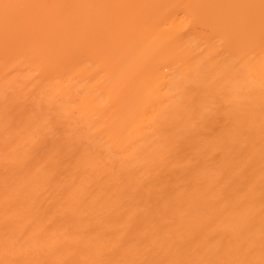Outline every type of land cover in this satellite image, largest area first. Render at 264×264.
<instances>
[{"label":"bare ground","instance_id":"1","mask_svg":"<svg viewBox=\"0 0 264 264\" xmlns=\"http://www.w3.org/2000/svg\"><path fill=\"white\" fill-rule=\"evenodd\" d=\"M3 4L29 7L7 25L0 7V264L264 261L261 0ZM242 84L250 102L197 169L139 213L133 189L212 93Z\"/></svg>","mask_w":264,"mask_h":264},{"label":"rangeland","instance_id":"2","mask_svg":"<svg viewBox=\"0 0 264 264\" xmlns=\"http://www.w3.org/2000/svg\"><path fill=\"white\" fill-rule=\"evenodd\" d=\"M252 86L249 84L238 85L232 89L231 93L219 89L208 97L205 105L199 110L198 117L192 122L185 135L175 140L162 163L156 166L153 173L144 179L143 186L133 189L129 199L139 213L147 212L155 201L197 169L201 162L198 149L202 144L217 142L221 138L231 123L236 106L244 107L245 103L250 102L249 99L256 89ZM48 128L47 142L61 146L65 138L62 121L55 118ZM226 152L227 147L222 146L216 150L213 157L216 160ZM112 159L113 169L121 167L124 163L115 155L112 156Z\"/></svg>","mask_w":264,"mask_h":264},{"label":"snow or ice","instance_id":"3","mask_svg":"<svg viewBox=\"0 0 264 264\" xmlns=\"http://www.w3.org/2000/svg\"><path fill=\"white\" fill-rule=\"evenodd\" d=\"M0 7H2L4 9V20H5V24L7 25L10 22V20H11V17L9 15V9H13V8H23V7H29V6L3 4ZM261 8H262V10H264V0H261ZM261 264H264V261H261Z\"/></svg>","mask_w":264,"mask_h":264}]
</instances>
